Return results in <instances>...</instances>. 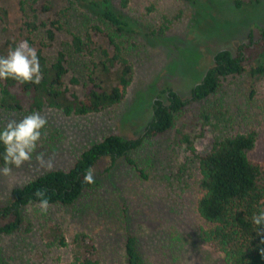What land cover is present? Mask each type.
Returning <instances> with one entry per match:
<instances>
[{
    "label": "rangeland",
    "instance_id": "1",
    "mask_svg": "<svg viewBox=\"0 0 264 264\" xmlns=\"http://www.w3.org/2000/svg\"><path fill=\"white\" fill-rule=\"evenodd\" d=\"M115 9L125 12L134 24V33H118L99 19L97 10L69 0H44L53 11L41 15L50 24L60 12L63 30L54 42L43 48L51 59L68 47L73 34L87 35L94 25L113 34L133 68V80L121 104L87 116H66L56 109L39 112L47 118L38 152L46 159L55 155L52 170H69L83 151L111 135L138 137L153 116V101L166 89L184 99L212 67L222 49L234 53L243 44L259 38L264 27V0H111ZM8 17L0 20V45L19 43L27 37L19 0H0ZM169 19V30L160 33ZM37 34L36 47L45 40ZM98 53L109 47L107 38L94 36ZM69 48V47H68ZM80 64L69 67L65 77L70 94L83 97L93 57H75ZM95 60V59H94ZM264 68V60L253 59L241 75L223 79L220 92L209 103H193L176 118L164 136L149 141L135 158L138 167L124 160L105 161L95 169L97 184L73 206L49 207L42 214L38 206L28 210L35 224L31 233L19 232L0 244V264H72V240L85 234L94 240L99 264H126L127 237H137L145 264H224V256L202 241L208 224L197 205L202 191L199 157L209 153L213 143L226 135L256 131L259 135L254 161L264 163V72L253 76V69ZM77 77L79 84H73ZM209 107V119L202 114ZM0 109V128L8 120H21L30 114ZM2 168V166H0ZM52 170L41 169L35 161L12 175H0V208L11 200L14 188L23 186ZM62 228L68 247H49L41 234L42 226Z\"/></svg>",
    "mask_w": 264,
    "mask_h": 264
},
{
    "label": "trees",
    "instance_id": "2",
    "mask_svg": "<svg viewBox=\"0 0 264 264\" xmlns=\"http://www.w3.org/2000/svg\"><path fill=\"white\" fill-rule=\"evenodd\" d=\"M44 0H19L24 14V39L36 46L37 34L45 32L44 42L36 47L43 79L40 84H20L8 79L0 81V109L7 113H19L27 107L31 112L56 109L66 116H87L100 113L122 103L127 89L133 80V68L113 34L103 31L97 24L87 35L73 34L71 43L51 59L43 48L47 42H54L58 32L63 30L60 12L58 19L50 24L40 20L41 15L49 14L53 8ZM81 6L97 10L99 19L107 22L118 33H134V24L125 12L115 9L111 0H69ZM130 0L122 1L127 9ZM8 17V11L0 9V20ZM169 19L163 22L160 33L169 30ZM107 38L109 47L95 48L94 36ZM251 44H243L238 53L230 49L218 51L200 83L192 89L190 98L184 99L178 92L169 88L162 91L153 101V116L144 131L136 138L111 135L93 144L81 153L69 170H52L41 174L27 184L16 187L11 192V200L0 208V244L5 237L19 232L31 233L35 224L28 218V210L38 206L37 190H45L49 207H69L78 204L97 184L83 183L84 174L95 169L106 160L115 163L124 160L133 168L138 167L135 155L147 142L166 135L175 125L176 118L193 103H209L222 86L223 79L241 75L246 65L253 59L264 60V27L259 28V38ZM16 44L9 42L0 45V56H6ZM93 57L83 97L70 94L65 77L69 67L80 63L75 57ZM95 59V60H94ZM264 68L253 69L256 76ZM73 84H79L77 77ZM209 107L202 113L209 119ZM259 135L256 131L229 134L217 139L209 153L199 157L202 191L197 205L199 215L208 228L201 231L203 242L224 256V264H264V226L257 231L252 217L264 210V163L256 162L251 154L256 150ZM4 147L0 144V166L4 167ZM41 234L49 247L69 246L62 228L50 224L42 226ZM72 264H99V254L94 240L85 234H76L72 240ZM126 264H145L135 235L127 237L125 245Z\"/></svg>",
    "mask_w": 264,
    "mask_h": 264
},
{
    "label": "clouds",
    "instance_id": "3",
    "mask_svg": "<svg viewBox=\"0 0 264 264\" xmlns=\"http://www.w3.org/2000/svg\"><path fill=\"white\" fill-rule=\"evenodd\" d=\"M14 80L20 84H40L43 73L39 62L37 49L28 41L21 40L14 48L9 49L6 56H0V81ZM47 118L38 111H33L17 121L10 119L0 128V144L4 147V167L0 168V175H12L13 167L19 169L25 163H30L35 155L36 164L44 170L54 168L55 155L48 156L44 152H38L42 136L47 126ZM83 183L94 184L95 179L92 169H88L83 178ZM35 195L39 198L38 207L42 214H46L49 208V199L45 190H37ZM252 222L257 226V231L264 226V210L254 214ZM259 234V231H258Z\"/></svg>",
    "mask_w": 264,
    "mask_h": 264
}]
</instances>
